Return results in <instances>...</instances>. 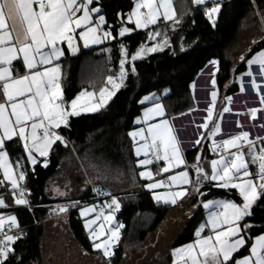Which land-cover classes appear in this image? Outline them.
<instances>
[{"label": "snow or ice", "instance_id": "6c2138e0", "mask_svg": "<svg viewBox=\"0 0 264 264\" xmlns=\"http://www.w3.org/2000/svg\"><path fill=\"white\" fill-rule=\"evenodd\" d=\"M98 2L0 0V172L3 175L0 186L8 190L15 205L31 207L28 199L30 190L26 184L29 169L24 157L15 161L10 159L7 144L21 143L34 172L37 154L47 158L58 143L67 147L68 142L61 135V129L70 127L71 117L105 108L124 86L129 73L137 74V60L170 46L166 32L158 30L159 23L171 21L174 31L183 20L182 16L177 17L173 0H133L134 6L126 14V20L123 13L118 14L121 19L117 32L115 27L107 25ZM192 3L203 7L205 17L215 27L222 8L221 0H192ZM127 24H134L135 29ZM140 29H150L146 35L148 41H155L157 37L161 40L152 46L141 43L135 53H130L122 38ZM113 32L117 35L114 36ZM81 41L84 48L115 41L119 46L118 68L110 70L105 86L100 87L98 93L83 90L67 101L63 95L60 61L66 52L78 53ZM105 50L112 51L111 48ZM181 51H184L183 46ZM18 63L24 68L23 74L16 66ZM210 63L216 65L218 62L212 60ZM247 64L249 70L243 76L251 78V87L259 96L260 104L264 105V88L257 81V76L264 80V50L255 53ZM253 65H258L255 74ZM212 83L215 86L214 74ZM191 87L195 89V83ZM240 90H245L243 81ZM216 98L217 92L213 91V105ZM226 99L231 103V97ZM155 100L156 96L152 94L139 101L141 105L152 101L153 106L146 108L143 116L134 122L145 127L128 132L137 157L136 166L144 169L139 176L149 181L144 187L153 192L157 203L176 205L178 200L195 194L201 198L202 207L208 210L207 219L195 231L194 242L172 250L173 264H264V234L254 238L250 255L234 258V254L252 239L247 233L254 225L246 223V219L251 217L254 207L264 203V146L257 148V140L264 145V137L252 140L249 131L241 130L226 139L217 140L221 125L214 121V109L209 106L205 109L207 116L203 123L197 125L207 130V137L200 134L194 143L199 145L205 138L211 140L209 151L218 158L204 163L203 155L198 154L195 161L188 164L183 156L178 130L164 118V106ZM223 111L231 109L225 107ZM258 112L264 120V108L252 107L248 114L255 120ZM157 118H160L158 122H152ZM239 126L243 128V125ZM261 127L264 128V124ZM42 166H48L47 159ZM177 169L179 171L174 172ZM158 176L161 179H156ZM206 185L228 192L234 190L236 199L204 201L206 193L201 189ZM159 189L164 191H156ZM4 195L0 194V209L10 206ZM105 195L111 197L105 206L107 212L104 209L97 212L93 206L82 209L80 216L84 218V228L93 250L110 259L121 239L124 224L113 223L121 202L111 193ZM78 204V201H72L73 207ZM54 211L66 213L69 206L58 205ZM91 214H95L94 218ZM206 229L207 235H202ZM21 231L15 215H0V264H9L10 256L15 255L13 244L21 238Z\"/></svg>", "mask_w": 264, "mask_h": 264}, {"label": "trees", "instance_id": "16d2710c", "mask_svg": "<svg viewBox=\"0 0 264 264\" xmlns=\"http://www.w3.org/2000/svg\"><path fill=\"white\" fill-rule=\"evenodd\" d=\"M224 1L219 21L215 27L204 15L202 6L193 8L191 13L183 16L180 24L168 28L170 46L155 52L145 59L135 62L137 74L129 73L123 87L113 96L108 105L95 113L71 117L67 129L61 131L68 137L67 147L59 143L54 146L47 158H42L33 172L29 168L27 188L30 190L31 204L34 205L32 215L30 209L19 208L18 216L21 225L27 228V234L18 239L13 248L15 255L10 256L9 264H30L42 262L41 239L43 234L42 220L48 215L46 185L55 176L66 171L77 170L84 179L95 180L115 190L132 187L118 198L121 210L118 217L124 224L121 239L114 251L112 264H120L125 255V248L143 242L148 235L162 223L170 209V205L157 203L150 191L142 185L139 176L140 168L136 166L137 157L133 151L132 140L128 132L134 127L135 118L141 113L144 104L139 103L150 93L168 88L170 93L163 99L169 103V114L174 115L191 107L190 88L196 75L213 58H218L221 65L219 82L228 76L229 61L227 50L234 40L241 21L252 14L256 7L263 9L264 0H221ZM182 2V0H180ZM102 14L107 25L117 29L120 27V13L126 14L133 7V0H99ZM134 27L133 24H127ZM117 32H113L116 36ZM146 30H134L122 42L129 46V52L135 53L141 43H148ZM183 46L184 51H181ZM111 48L109 53L105 49ZM119 46L115 41L106 42L94 49H81L75 55L68 53L64 59L62 89L67 101L74 99L84 87L81 83L82 72H88L91 78L86 88L99 90L104 85L110 70L118 68ZM8 143L7 147L13 155L24 154L19 144ZM47 159L48 166L43 167ZM125 184V185H124ZM120 185H123L122 187ZM206 196H225L236 199L235 191H225L206 185ZM89 191L84 197H87ZM0 194L10 193L0 186ZM6 197V198H7ZM83 197V196H82ZM237 202H239L237 200ZM195 215L182 229L173 242L172 249L195 239V231L201 220ZM71 223L77 238L92 250L90 242L82 235L80 218L70 215ZM246 223L254 225L247 233L249 239L241 253L247 251L255 236L264 232V203L254 207L253 214ZM173 257L169 252L163 264H172Z\"/></svg>", "mask_w": 264, "mask_h": 264}, {"label": "crops", "instance_id": "0c3cea01", "mask_svg": "<svg viewBox=\"0 0 264 264\" xmlns=\"http://www.w3.org/2000/svg\"><path fill=\"white\" fill-rule=\"evenodd\" d=\"M221 2H222V8H223L224 1H221ZM173 3H174V8H175L177 17H181V16L183 17L187 15L188 13H191L193 8L197 7V5H194L192 3V0H182V2H180V0H173ZM97 6L101 7L99 2ZM222 8H221V11H222ZM257 8L258 7L254 9V12L252 14H250L249 16H247L241 21L239 30L234 40L232 41L231 46L228 47L226 58L229 61V68H228V76L226 77V79H224L222 82H219V74L221 72V65H220L219 59L218 58L212 59L218 62L216 65H212L210 63V61L212 60H210L202 68V70H200V72L196 75L195 79L192 82V84L195 83L196 87L195 89H193L192 87L190 88L189 96H190L191 107L188 110L178 113V114H174V115L169 114V108H170L169 103L163 99L166 95L170 93V90L168 88H164L160 91H156V92L146 95V96H151L152 94H155L156 96L155 102L160 103L164 106L165 113H166L164 118L168 119L170 121V124H172L176 130H178L179 138L182 141L183 156L188 164L193 163L198 154L203 155L204 159L202 162L204 163L209 162L211 159L218 158L211 151H209L211 140L205 138L204 140L201 141V144L199 145L194 143L196 139L200 138V134H203L205 137H207V130L203 128H198L197 125L203 123L204 117L207 116V112L205 109L209 106L213 107L214 109V116H213L214 121L220 123L221 125L220 134L216 137L217 140L221 138L226 139L228 138L229 135L236 134L240 132L241 130L249 131V134H250L249 138L252 140L255 137H264V128L261 127V124H264V120L261 119V113L260 112L257 113V118L255 120H253L250 115L245 116L242 114L243 111L249 110L252 107H255L258 109L264 108V105L260 104V98L257 95L256 91L251 87V84H250L251 78L247 76H243V73L249 70L247 60L250 59L255 53L261 50H264V8L263 9L259 8L260 10L259 13L257 12ZM220 13L217 17L216 25L219 21ZM171 23H172L171 21L159 23L158 30L166 29V27ZM154 27L156 26H150V28H154ZM130 28L135 29V26L134 27L131 26ZM140 30H146L147 32L150 29H140ZM163 32H166V31H163ZM166 34L168 37V32H166ZM156 40H161V37H157ZM153 42L154 41H149V43H153ZM79 43H80L79 52L81 51V49L82 50L83 49H86V50L94 49V48L100 47L105 44L104 43V44H99V45H90L88 48H84L83 42L81 41ZM63 47L66 48V45H63ZM68 53L73 55L71 52H66L65 56L60 61L61 68H62V75H63L64 59L67 57ZM241 57H243V59H241ZM16 66L17 68L20 69L21 74H23L24 68L22 64L18 63ZM252 70L255 74V72L258 71V65H253ZM213 74H214V78L216 81L215 86H213V83H212ZM90 80L91 78L88 76V72L84 70L81 76V83L84 87L80 90V92L83 90L94 91L92 89L85 87L87 85V82H89ZM241 81H243V85L245 89L243 92H241L240 90ZM257 81L258 83L261 84L262 88H264V80H262L259 76H257ZM103 86H105V84ZM98 91L99 90H96L95 92L98 93ZM213 91L217 92V98H216L214 105L212 104V92ZM227 97L232 98L231 103L226 99ZM96 99H98V96L93 99V102H96ZM152 106H153L152 101L145 102L141 113L135 118V120L138 117L143 116V112L146 108L152 107ZM225 107L230 108L231 111L224 112L223 109ZM88 113H92V112H81V115L88 114ZM159 119L160 118H157L155 121H152V122H158ZM239 125H243V128H241ZM140 127H145V125H136L134 123V127L132 128L131 131L138 130ZM19 144L21 145V143L19 142L17 145H15V147L19 146ZM8 151L10 154V159L12 161H15L18 157H24L26 167L28 169L29 168L32 169L33 166L29 164L26 160L25 152L24 154L13 155L9 149ZM36 158L38 160V163H40V160L44 157H39L37 154ZM143 170H144L143 168H140V171H143ZM153 170L155 171L156 169L154 168ZM175 171H179V169L174 170V172ZM192 175L194 178L195 174L193 173ZM2 178H3V175H2V172H0V179ZM27 179H28V175H27L26 181ZM141 181H142L143 187L146 183L149 182L144 179H141ZM61 191H62L61 193L66 194V195H63L62 197L65 196V199L71 198L69 196L70 195L69 188H65L64 190H61ZM156 191H164V189H159ZM203 192L207 193V190H204ZM150 193L153 196V192H150ZM46 195H47V192H46ZM53 195L61 196L58 193L57 194L54 193V191L51 193V196ZM7 196L9 195H4V198L10 206L5 209H0V215H4V216H7L9 214L15 215L18 219V223H20V217L18 216L17 214L18 211L16 210L19 208H28L30 209L32 215L36 216L34 213L35 208H34V205L31 204L30 196L28 197V199L30 200V204H31L30 208L26 206H22V205L21 206L15 205L11 195L10 197H11L12 203H10V201H8ZM219 199H231V198H228L225 196H212V197L209 196L203 200L207 201V200H219ZM168 205H170V209L168 213L166 214L162 223L156 228V230H154L148 235V237L146 238L147 244L149 243V237L152 234L154 238L153 241L157 242L160 236L159 228L163 225L168 227V229H171L172 232L169 230L170 232L169 233L166 232L167 234L166 236H168V241L170 238H172L174 242L177 235L192 220V218L195 215H201L200 216L201 220L198 223L196 230L198 229L199 225L201 223H204L205 220L207 219L208 210L202 207L201 198L196 196L195 194H192L189 197H185L183 200H178L176 205H171V204H168ZM193 205H197V206L194 207ZM120 210L115 213L116 220L113 221L114 224L117 221L122 223V221L118 217ZM96 211L99 212L100 210L97 209L96 207ZM94 215L95 214H91V218H94ZM79 225L81 227L82 235L91 244V241L88 239L87 232L84 228V218L81 217ZM42 226H43V234H42V239H41V252H42V258H43L42 259L43 264H112L111 262L115 260L114 258L115 254L109 259V258H105L102 255V253L98 250H93V248L92 250H89L80 241V239L77 238L73 225L71 223V219L68 218V216L62 217V218H54V219L47 218L46 216L42 220ZM207 232L208 230L206 229L205 232L202 233V235H207ZM261 234H264V232ZM254 238L252 240V243L254 242ZM101 239H103V237ZM194 240L188 243H192L194 242ZM188 243L182 244L180 246H176L175 248H179ZM117 245L114 247L113 252L115 251ZM172 245L173 243L171 244V246H168L167 252H164L162 255L157 254L154 257L151 254L138 255L136 253H132V255H130V261L132 264H138V263H142V261L149 262V260L153 258V260L155 261L154 264H163L169 252L170 251L172 252V250L175 249V248L173 249L171 248ZM156 247L157 246H155V248ZM244 248H242L238 253L234 254L235 259H240L245 255H250L251 245L247 251L241 253V251ZM125 257L128 258L127 253H125V255L123 256L122 258L123 260L120 264H124V263L127 264L128 259H126ZM30 264H39V263L32 262ZM172 264H173V261H172Z\"/></svg>", "mask_w": 264, "mask_h": 264}, {"label": "rangeland", "instance_id": "374dc122", "mask_svg": "<svg viewBox=\"0 0 264 264\" xmlns=\"http://www.w3.org/2000/svg\"><path fill=\"white\" fill-rule=\"evenodd\" d=\"M257 12L258 13L260 12L259 8H257ZM167 30H168V28L167 29H161L160 31L161 32H163V31L168 32ZM159 41L160 40H155L153 43H149L148 42L146 44H148L149 46H152V44L157 43ZM164 48H166V47H164ZM151 54H153V53H149L143 59L149 57ZM92 90L96 91V89H92ZM245 151H246V149H245ZM156 179H160V178L156 177ZM95 182H96L95 180H91L89 178L84 179L83 177L80 176V174H79V172L77 170H75V171H66V173L65 172L61 173V174L55 176L54 178H52L46 185V192H47V195H48L47 198L49 199L48 203L66 204L68 202L79 200L80 198L84 197V195L86 194L87 191H89V187H90L91 183H95ZM120 186L122 187L123 185H120ZM65 188H69L70 189V195H69L71 197L70 199L69 198L65 199V196L64 197H62V196H54V195L51 196V193L53 191H54V193H56V194L58 193L59 194V193L62 192L61 190H64ZM130 190H132V187H126V188L117 189L116 190L117 193H118L117 199L119 197L121 198L123 193H126V192H128ZM84 191H86V192H84ZM92 206H95V205H88V206L84 207L83 209H86V208H89V207H92ZM67 216H68V218H70L69 215H64V214L54 215V216H47V218L54 219V218H62V217H67ZM159 229H160L159 230L160 231V236H159V239L157 240V242L153 241L154 238H153V234H152L149 237V243L148 244H147V241L145 239L143 242H139V243L133 244L132 246H129V247L125 248V252L127 253V257H128V258L125 257L126 259H128L127 260L128 261L127 264H132L131 261H130V255H132V253H136L138 255L151 254L154 257L157 254H161L162 255L164 252H167V248H168V246H171V244L173 243V239L170 238L169 241H168V236H166L167 235L166 232L169 233L171 231V229H168V227H166L165 225L161 226ZM121 236H122V229H121ZM155 246H157V247L155 248ZM154 263H155V261L153 260V258H151L149 260V262L142 261V263H138V264H154ZM124 264H126V263H124Z\"/></svg>", "mask_w": 264, "mask_h": 264}, {"label": "built area", "instance_id": "2783aa9c", "mask_svg": "<svg viewBox=\"0 0 264 264\" xmlns=\"http://www.w3.org/2000/svg\"><path fill=\"white\" fill-rule=\"evenodd\" d=\"M203 10V7H202ZM204 12V10H203ZM249 110L243 111L242 114L245 116H249ZM61 135L65 137V139L67 140V142L69 143V139L68 137L61 131ZM258 137H255L253 140H257ZM264 145H261L259 143V141L257 140V148H260ZM167 174H165V178H166ZM158 178L161 179V177L158 176ZM105 193H111L112 196H115L116 198L118 197V193L115 189L104 185L102 183H91L90 187H89V193L87 195V197H83L80 198L79 200H76L79 202L78 206L73 207L72 206V202H68L66 204H61V203H47V207H48V215L49 216H54V215H74L76 218H80V211L88 206V205H95L97 207V209L101 210L104 209L105 211H107L108 209L105 207L106 204L110 201L111 197L106 196ZM58 205H68L69 206V211L66 213H58L56 211H54V209L57 208ZM20 229L22 230L20 233L21 238L24 237L27 234V228L21 224H19ZM7 231V229H5ZM16 229H13V232H15ZM15 244V243H14ZM13 244V246H14Z\"/></svg>", "mask_w": 264, "mask_h": 264}]
</instances>
